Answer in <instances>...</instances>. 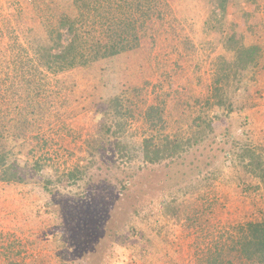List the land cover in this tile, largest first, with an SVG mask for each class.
Segmentation results:
<instances>
[{"label":"rangeland","instance_id":"rangeland-1","mask_svg":"<svg viewBox=\"0 0 264 264\" xmlns=\"http://www.w3.org/2000/svg\"><path fill=\"white\" fill-rule=\"evenodd\" d=\"M70 1L0 0V66L17 53L16 43L42 39L46 21L69 11ZM163 1L160 14L139 21L137 47L57 74L42 70L49 114L30 141L50 158L47 176L0 182V264H193L195 237L205 246L264 214V182L224 159L247 145L264 152V0H223L224 10L219 0ZM252 43L261 47L259 65L243 73L228 112L212 104L213 73L223 60L238 67L236 49ZM117 97L128 135L141 146L134 161L103 140ZM206 107L213 133L182 157L162 159L151 133L186 134ZM90 146L98 147L94 156ZM75 166H89L82 179L57 180ZM196 168L204 176L199 189ZM91 200L98 213L81 231L74 210L90 216ZM193 209L203 225L187 219ZM129 220L139 231L133 237L125 230Z\"/></svg>","mask_w":264,"mask_h":264},{"label":"trees","instance_id":"trees-1","mask_svg":"<svg viewBox=\"0 0 264 264\" xmlns=\"http://www.w3.org/2000/svg\"><path fill=\"white\" fill-rule=\"evenodd\" d=\"M163 3V0H71L69 11L63 10L52 21H46L42 39L40 37L34 42L25 40L24 47L18 42L17 53L9 58L3 57L4 62L0 66V182L26 184L32 176L46 175L44 167L50 158L42 154L41 143L32 144L30 141L44 116L49 114L46 113L49 105L44 102V71L61 73L98 59L116 57L137 47L139 21L153 11L160 14ZM218 7L224 10L223 0H219ZM96 23H100L99 30L91 32ZM37 46H41V53ZM29 49L34 50L32 55L28 53ZM235 57L238 67H233L227 60L220 61L212 78L215 98L212 104L228 112L232 111V94L238 88L243 73L253 72L258 67L261 47L255 43L242 44L236 49ZM122 106L123 100L119 97L112 102V117L110 124L106 125V138L103 140L114 146L119 157L134 161L141 152V146L128 135ZM157 111L154 113L156 122H161V113ZM150 112H153L152 108ZM213 129V119L206 107L203 113L192 117L186 134L151 133L153 149L162 159L175 160L200 146ZM97 150L98 147L90 146L87 153L94 156ZM228 155L224 154V159H235V166L244 174L255 175L264 182V152L247 145L237 148L233 157L228 158ZM142 160L146 162L144 154ZM88 167L75 166L62 171L56 178L61 183L73 184L82 179ZM201 172L199 168L194 171L198 178L195 181L197 189L202 187L204 176H200ZM49 182L45 177L44 184ZM80 194L79 198L85 195ZM163 199L166 200L165 197ZM93 201L88 202L90 216L85 211L74 210L80 217L81 231L85 227L82 223L93 220L98 213V210H92ZM81 209L87 207L82 206ZM197 212H201L200 209H193L192 215L187 216L195 226L201 224ZM74 222L77 224L78 220L74 219ZM78 229L74 228L76 235ZM125 230L129 237L139 233L130 220L125 222ZM198 234L200 231L196 232ZM72 235L73 232L69 238ZM198 238L195 237L193 242L196 247L193 264H264V214L257 220L237 223L229 231L218 232L205 246H200Z\"/></svg>","mask_w":264,"mask_h":264}]
</instances>
